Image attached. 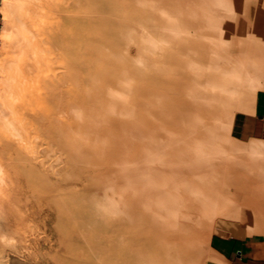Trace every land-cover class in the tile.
Instances as JSON below:
<instances>
[{"label":"bare ground","instance_id":"bare-ground-1","mask_svg":"<svg viewBox=\"0 0 264 264\" xmlns=\"http://www.w3.org/2000/svg\"><path fill=\"white\" fill-rule=\"evenodd\" d=\"M240 1L194 0L184 24L165 0H0V264H50L55 243L64 264H205L184 230L260 235L226 208L214 107L179 88L225 77L229 118L226 48L244 46L227 41L261 19ZM234 202L260 208L255 190Z\"/></svg>","mask_w":264,"mask_h":264},{"label":"rangeland","instance_id":"rangeland-1","mask_svg":"<svg viewBox=\"0 0 264 264\" xmlns=\"http://www.w3.org/2000/svg\"><path fill=\"white\" fill-rule=\"evenodd\" d=\"M230 1L232 2V0H229V2ZM241 1L237 2V4L239 3L238 7L240 8H241ZM258 1H262L261 13H260L261 19L259 20V30H258L259 32L256 34L252 32V27H253L252 24L254 20V18H252L244 23V25L247 26V28L249 29L248 32L245 33V35L232 34L231 36H229L228 39L229 41H227V44L228 42H230L229 44L232 43L234 45L239 46L240 43H243L244 46V48H242L241 51H236L235 49L234 51L232 48L233 46H227L226 48L227 56L224 62L228 66V71H229L228 77L226 78V80H228V86L226 88L228 89V92L231 94L230 98L232 105L229 108L230 109L229 118L225 117L222 114L224 112L223 110L224 108H223V103L221 104V100L218 101L221 104V107L218 108L215 106L217 105V103L215 102V98L217 97L212 93L213 87H215L214 93L217 92L216 91L217 89L219 93L217 94L219 95L218 98L222 99V96L224 95L223 93L224 88H222V86L225 77H223V81L221 79L220 81L216 80L215 83L213 82L214 85L212 86L204 84L203 82H198L197 84H194V86L192 87L191 86L192 83L191 81H189L190 85H188L187 82L186 85H183L181 87L178 86V87L182 88V90L181 89L180 90L182 91L183 95H189L188 99L199 100V101L201 100V102H203V106L209 109L210 108L213 109L214 107L213 109L215 111L214 115H212L208 119L209 122H212L216 125L214 127L213 133L211 134V137L218 139L217 143L222 147V149L227 154L228 170L230 171V175H231V177L228 179L229 182L227 180L228 191H229L228 194L230 196L228 195V198L226 199V201H228L226 203V208L228 207L231 208L233 211L235 210L234 211L235 213H237L238 210H240L247 217L249 216V218L254 220V222L250 219L251 222L246 223V228L250 227V231L252 232L254 229L252 225L253 223L254 227L255 225L258 226L259 228L258 232L260 235H262L264 234V232H262L264 231V202L261 201V198L262 200H264V136L260 137L259 139H250L247 141L245 138L240 137L237 131L235 130L233 131L235 120L237 121L236 123L237 126L240 127L241 124H239V120H238L239 117L241 115H252L258 92H264V8H262L264 7V0H258ZM165 6H164L165 9L161 16L163 18L165 17V18L178 19L179 23L184 22V24L185 23L190 24L192 23L193 19L197 20L201 17V13L198 10L196 11V13H193V9L195 6L194 0H165ZM184 32L188 33L187 30H185ZM134 54L132 55L135 56ZM184 54L186 55V53H182V56H184ZM160 60L164 62L166 59L165 58L157 59V61H155L156 64L154 63V65L152 66L153 68H155V70H157V68L162 65V63L159 65ZM187 64L188 63L184 62L180 66L186 69L187 68L186 66H189ZM182 68H180V70ZM233 71H235V73H233ZM233 81L239 83L238 88L236 87L234 88V86L232 85ZM171 90L173 91V88H171ZM209 103H211V105ZM217 114L220 115L217 116ZM201 121L203 122L205 120L202 119ZM151 153L154 154V151H152ZM251 156L257 157V163H254V161H252L249 158ZM218 157H220L221 159L225 158L223 152L220 153ZM150 164L153 167V164L155 165L156 163L152 162ZM258 164L260 165L258 166ZM163 174L165 173L164 172L155 173L154 176H156L157 179H161ZM251 175L255 176L256 179L258 178L259 180H256L255 182L252 183H247V179ZM236 188L237 189L239 188V190L236 191ZM251 190H255V193L257 194V197L260 200V205H259L260 208H258L259 210L258 209L256 210L255 207L253 206H249V205L245 206L244 204L234 202L236 200V194L237 196L249 194L251 193ZM235 205L239 206L240 208L236 207ZM138 206H139V210H142L141 212H143L144 211L142 208L143 204L139 203ZM251 209H253L254 211H251ZM252 212L254 213L252 214ZM253 217L256 218L254 219ZM250 224L251 226H249ZM260 228H262V230ZM193 231L195 230H189V229L184 230V232L188 234V236L191 235L192 242L196 240L197 242L202 243L204 248L208 245V247L205 248L207 250V253H210L211 251L210 242L213 237L217 236V237L234 238L229 235H222V236L210 235L208 234L209 232L206 233L203 237H197V235L193 234ZM236 239L239 238L236 237ZM51 248L54 249L51 250ZM51 248H50V264H64L63 263L64 261L60 257L58 258L54 256L56 255L57 251L60 250L58 244L55 243V246ZM57 256H59V254Z\"/></svg>","mask_w":264,"mask_h":264},{"label":"crops","instance_id":"crops-1","mask_svg":"<svg viewBox=\"0 0 264 264\" xmlns=\"http://www.w3.org/2000/svg\"><path fill=\"white\" fill-rule=\"evenodd\" d=\"M238 120L241 125L237 126L235 120L233 131H237L240 137L248 141L264 136V92H258L253 114L241 115ZM210 249V259L205 264H264V235L242 240L216 236L210 242Z\"/></svg>","mask_w":264,"mask_h":264}]
</instances>
